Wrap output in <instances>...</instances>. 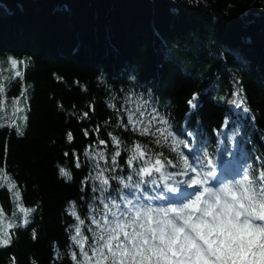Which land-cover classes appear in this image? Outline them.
Returning <instances> with one entry per match:
<instances>
[{"label": "trees", "instance_id": "obj_1", "mask_svg": "<svg viewBox=\"0 0 264 264\" xmlns=\"http://www.w3.org/2000/svg\"><path fill=\"white\" fill-rule=\"evenodd\" d=\"M0 6L6 11L0 14V239L10 240L0 244V264L81 260L70 240L69 226L78 223L70 202L91 242L94 181L86 178L94 172L85 153L103 151L110 162L112 136L120 141L117 163L125 176L126 146L179 162L171 139L158 146L157 137L128 124L126 109L141 99L156 104L174 133L186 120L195 141L177 139L199 140L206 158L219 159L224 147L235 152V158L224 153L221 171L246 164L249 179L264 173V0H0ZM61 167L71 179L60 175ZM21 207L29 212L27 224Z\"/></svg>", "mask_w": 264, "mask_h": 264}, {"label": "snow or ice", "instance_id": "obj_2", "mask_svg": "<svg viewBox=\"0 0 264 264\" xmlns=\"http://www.w3.org/2000/svg\"><path fill=\"white\" fill-rule=\"evenodd\" d=\"M11 67H17L15 59ZM15 76L22 77V73L16 71ZM194 101L195 96L189 101L193 108L197 106ZM126 112L128 124L141 135L157 137L158 146L171 139L179 162L164 158L163 153L146 157L151 150L139 144L126 146L130 171L125 176L117 163L121 150L115 136L111 139L116 151L110 162L103 151L86 152L94 172L86 178L94 181L88 205L91 224L87 225L91 242L81 230L85 220L77 214L74 202L69 209L78 222L69 226L74 229L70 240L81 254L77 264H264V173L249 179L245 164L236 175L225 176L220 170L224 153L235 158V152L224 147L219 159L206 158V145L202 147L199 140L189 147L185 139H177L195 133L187 129L174 133L156 104L146 99ZM221 135L227 138L226 132ZM72 139L69 133L67 140ZM181 145L186 152L180 151ZM75 166L81 167L79 158ZM59 172L71 179L64 167ZM110 181L119 187L113 189ZM20 212L27 224L29 212L23 207ZM9 243V239H0L2 245ZM71 259L76 260L75 252Z\"/></svg>", "mask_w": 264, "mask_h": 264}, {"label": "bare ground", "instance_id": "obj_3", "mask_svg": "<svg viewBox=\"0 0 264 264\" xmlns=\"http://www.w3.org/2000/svg\"><path fill=\"white\" fill-rule=\"evenodd\" d=\"M194 108L191 106V110H193ZM191 110H189V112H193V111H191ZM187 118V117H186ZM185 118H183V120H184ZM183 124H184V126H183V128H182V130H181V133H182V131L184 130V129H187L188 130V128H187V126L186 125H188V122L186 121V120H184V122H183ZM189 131V130H188ZM190 132V131H189ZM185 137V139H186V141H189V142H194L195 141V137L194 136H191V137H188V136H184ZM188 143V142H187ZM194 144V143H193ZM188 146L189 147H191L192 145H190V144H188ZM185 151H187L186 149H184Z\"/></svg>", "mask_w": 264, "mask_h": 264}, {"label": "rangeland", "instance_id": "obj_4", "mask_svg": "<svg viewBox=\"0 0 264 264\" xmlns=\"http://www.w3.org/2000/svg\"><path fill=\"white\" fill-rule=\"evenodd\" d=\"M4 12H6L5 9L2 6H0V14H3Z\"/></svg>", "mask_w": 264, "mask_h": 264}]
</instances>
